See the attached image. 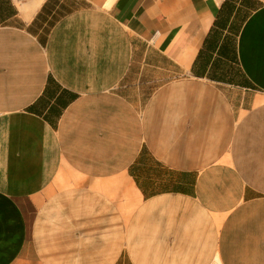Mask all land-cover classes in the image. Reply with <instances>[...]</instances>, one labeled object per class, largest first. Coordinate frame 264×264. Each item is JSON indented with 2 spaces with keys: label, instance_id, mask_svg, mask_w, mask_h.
I'll return each instance as SVG.
<instances>
[{
  "label": "crops",
  "instance_id": "crops-1",
  "mask_svg": "<svg viewBox=\"0 0 264 264\" xmlns=\"http://www.w3.org/2000/svg\"><path fill=\"white\" fill-rule=\"evenodd\" d=\"M0 264H264V0H0Z\"/></svg>",
  "mask_w": 264,
  "mask_h": 264
},
{
  "label": "rangeland",
  "instance_id": "rangeland-1",
  "mask_svg": "<svg viewBox=\"0 0 264 264\" xmlns=\"http://www.w3.org/2000/svg\"><path fill=\"white\" fill-rule=\"evenodd\" d=\"M131 77L125 78L123 85H125L126 87H130L131 85ZM136 85V84H134ZM124 86V88L126 89V87ZM155 86V84L153 82L150 83H145V84H140V88L143 89V91L147 94L148 92L151 91V89Z\"/></svg>",
  "mask_w": 264,
  "mask_h": 264
}]
</instances>
